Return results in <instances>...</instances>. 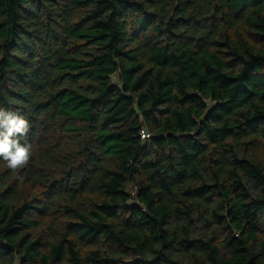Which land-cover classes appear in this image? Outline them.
Here are the masks:
<instances>
[{"label": "trees", "instance_id": "trees-1", "mask_svg": "<svg viewBox=\"0 0 264 264\" xmlns=\"http://www.w3.org/2000/svg\"><path fill=\"white\" fill-rule=\"evenodd\" d=\"M0 108V264H264V0H0Z\"/></svg>", "mask_w": 264, "mask_h": 264}, {"label": "clouds", "instance_id": "clouds-1", "mask_svg": "<svg viewBox=\"0 0 264 264\" xmlns=\"http://www.w3.org/2000/svg\"><path fill=\"white\" fill-rule=\"evenodd\" d=\"M29 121L19 111L0 108V159L13 171L28 165L31 145L21 144L19 137L26 136Z\"/></svg>", "mask_w": 264, "mask_h": 264}, {"label": "built area", "instance_id": "built-area-1", "mask_svg": "<svg viewBox=\"0 0 264 264\" xmlns=\"http://www.w3.org/2000/svg\"><path fill=\"white\" fill-rule=\"evenodd\" d=\"M149 137H150V136H149L148 134H144V133L142 134V138H144V139H145V138H149Z\"/></svg>", "mask_w": 264, "mask_h": 264}]
</instances>
